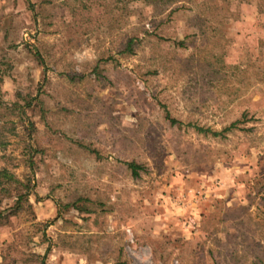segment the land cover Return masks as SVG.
Here are the masks:
<instances>
[{
	"label": "rangeland",
	"instance_id": "1",
	"mask_svg": "<svg viewBox=\"0 0 264 264\" xmlns=\"http://www.w3.org/2000/svg\"><path fill=\"white\" fill-rule=\"evenodd\" d=\"M1 168L0 264H264V0H0Z\"/></svg>",
	"mask_w": 264,
	"mask_h": 264
},
{
	"label": "trees",
	"instance_id": "2",
	"mask_svg": "<svg viewBox=\"0 0 264 264\" xmlns=\"http://www.w3.org/2000/svg\"><path fill=\"white\" fill-rule=\"evenodd\" d=\"M132 41H133V39H129L126 42L125 47H124V50H130V46L132 44ZM164 116H165V118L168 119V121L171 124L172 123H176V122L177 123H180L177 119H174L172 117H169V114L167 112H165V115ZM241 116H244V113H242ZM239 120L240 119H236L234 121L229 122L228 125L222 127V129H220L219 131L211 130L208 127H205L204 128V127H201V126H198V125H192V126L195 128V130L197 132H200L203 135L218 136V135H221L223 131H227L230 128L234 127L239 122ZM126 165L129 167V169L131 171V174L133 176H136L137 175V165H135L133 162H128V163H126ZM8 183L17 184V185L20 186V188L22 190L21 193H18L16 195L13 205L8 209V211H11V210H16L18 208L19 203H20V199H21L22 196H27L28 195V193L30 191V186L27 183H22L19 180L15 179L13 177V175L11 173H9L6 169L1 168L0 169V187L3 188V185L2 184H8ZM8 214L9 213H3L0 210V223L6 221Z\"/></svg>",
	"mask_w": 264,
	"mask_h": 264
}]
</instances>
